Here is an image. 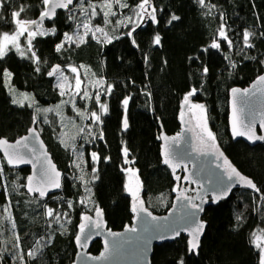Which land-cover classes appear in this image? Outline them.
Instances as JSON below:
<instances>
[{
    "label": "trees",
    "instance_id": "trees-1",
    "mask_svg": "<svg viewBox=\"0 0 264 264\" xmlns=\"http://www.w3.org/2000/svg\"><path fill=\"white\" fill-rule=\"evenodd\" d=\"M122 2L130 7L113 4L116 15L105 24L103 0H85V7L89 3L97 5L100 15L90 23L103 27L111 43L89 35L79 47L65 43L60 52L56 51L65 33L88 22L77 7L74 13L65 9L52 21L39 25L56 29L55 35L32 40L39 65L29 59L25 37L20 44L24 56L13 49L0 59V137L16 140L36 124L64 171L62 191L40 199L22 186L30 170L11 169L0 154V264H73L77 252L74 239L82 216H95L97 208L115 231L132 224L135 205L143 204L154 214L167 213L173 206L177 183L163 163V130L171 136L179 131L183 98L193 88L197 92L191 99L204 105L219 147L260 192L239 189L230 199L210 206L205 214L208 229L202 247L190 254L187 237L182 236L157 246L153 264H178L181 259L184 264H258L259 250L251 241L253 232L264 235V143L250 146L243 140L234 141L228 115L230 90L247 87L264 73V36L259 35L264 32V0H206L216 5L211 12L197 0H150L157 9L158 23L143 19L138 24L133 33L138 47L125 35L133 24L123 27L117 23L133 15L138 0ZM0 5V40L3 33L13 31L12 12L25 7L27 11L20 19L33 21L46 9L42 0H0ZM72 15L75 19L70 18ZM172 15L180 19L169 24ZM221 24L233 45L220 41V49L211 48L218 40ZM244 30L257 33L250 40L254 47L244 45ZM157 34L161 42L154 45ZM57 65L61 72L78 68L84 82L82 90L90 96L97 91L104 93L111 85V94L101 96L107 113L99 112L94 100L85 101L74 91L61 96L56 85L59 73L47 75ZM5 72L11 76H4ZM97 81L102 83L98 85ZM19 93H26L31 100L13 103V99L19 101ZM127 97L131 99L125 113L122 101ZM78 111H98L102 124H92L90 119L78 116ZM125 115L127 130L123 129ZM81 128L85 129L83 133ZM101 131L103 140L96 139ZM125 146L142 183V201L138 204L127 192L128 172L123 169L130 163H124ZM94 152L99 159L92 158ZM47 208L67 215L51 221L45 214ZM101 249L97 241L91 251L98 254Z\"/></svg>",
    "mask_w": 264,
    "mask_h": 264
},
{
    "label": "snow or ice",
    "instance_id": "snow-or-ice-1",
    "mask_svg": "<svg viewBox=\"0 0 264 264\" xmlns=\"http://www.w3.org/2000/svg\"><path fill=\"white\" fill-rule=\"evenodd\" d=\"M197 3L203 8V7H207L209 12H211V10L213 8L216 7V5L214 4H207L206 0H197ZM113 4L119 6L120 8H129L130 6L126 3V2H122V0H103V3L101 5V12L103 14V18H104V23L108 24L111 21L109 20L110 16H115L116 12L112 11V6ZM42 5L47 9L45 11H42L41 16H40V20H33V21H27V20H21L20 17L22 15V13L26 12L27 9L25 7H20L18 10L14 11L11 13L12 16V21L14 22V27H13V31L12 33H3L2 34V40H0V59H2L8 51H11L13 49H15L17 52H20L21 56L25 55L24 51H21L20 45L18 43L19 37L24 36V33L27 32V53H29V59H32L35 63H37V65H39L40 63V59L39 57H37L36 52L32 49L31 45H32V40L35 37V35L37 34L34 29L33 26L38 25L44 18H51L50 17V13L51 15L55 14L56 9H66L69 11V13H74L76 8L79 7L82 14L85 15V17L87 18L88 22H82L81 24H77V28H83L84 29V35L81 36L78 33L75 34V38L73 35H69L67 33L64 34V39L63 42L60 44H57L56 47V51L60 52L61 49L64 47L65 43H69V44H74L75 46L79 47L81 43H84V37L88 36L89 34L91 35L92 38H96V33H102L105 35L106 41L108 43H111V39L108 38L107 33L104 32V28L100 27V26H95L94 28L90 26V22L91 19L95 18L97 15H100V13L97 12V5L95 4H88V7H85V0H56V2H52V0H42ZM2 6V5H0ZM156 11L157 9L151 4L150 0H138V4L135 7V10L133 12V16H126L124 18V20H120L117 21V23H119L120 25H122L123 27H128L129 24H133V18L135 17L136 19L139 20H143V19H148L151 20L152 23H158L157 18H156ZM71 19H75V15H72L70 17ZM180 18L178 16L172 15L171 19L168 21L169 24H171L173 21L179 20ZM221 19H223V17H221ZM125 21H127V23H125ZM138 24L133 25L129 31L125 34L127 35L129 38H131V42L134 46L138 45L136 44V40L133 38V33L136 30V27H138ZM48 34H52L55 35L56 34V29L53 27L50 30L47 31H40L39 35L44 36V35H48ZM218 40L214 41L211 44V48L214 49H220L221 48V43L220 41H224L228 44L229 47H231L233 45V41L231 39H229L226 31H225V25L221 24L220 28L218 29ZM257 33H255L254 31H249V30H244L242 33V39H243V43L246 47L248 48H252L254 47V45L250 42L251 38L256 36ZM259 35L264 36V32L259 33ZM117 39L119 37H116ZM161 42V37L157 34L154 36L153 38V43L154 45H159ZM234 66V65H233ZM39 67L36 68V71H39ZM204 73H207L208 69L205 67L203 69ZM61 69L60 66H54L51 68L50 71H48L47 75L49 77H53L55 76L57 73H60ZM71 72L76 73L77 72V68L75 67H71ZM4 76L10 77L11 73H3ZM63 79L66 81L67 77H63ZM259 82L264 84V75L259 77ZM98 85L102 83V81H97L96 82ZM81 84L82 81L79 78H76L75 80V88L76 89H81ZM58 88H60V94L61 96L65 95L66 92L64 90V85L63 84H58L57 85ZM232 94H233V107H232V119H231V128H232V135L233 137H244L247 136V138L250 141H264V135H256V133L253 131L251 124H245L244 121L241 119V114L243 113V109H238L237 108V98L238 96L242 97L245 95L249 94V90H243V92H241L240 89L237 88H233L232 90ZM112 92V86L109 85L107 86V88L105 89L104 93H101L99 91H97L95 93L94 96H90L89 92L86 90H82V91H78L76 94L80 96L81 99H84L85 101L88 100H94V102L99 105V112H103V113H107L108 108L107 105L104 103H101V96L102 95H109ZM197 92V89L193 88L191 89V91L184 96L183 101L185 105H189V98L191 96H194ZM255 94V93H253ZM131 99V97H127L124 98L122 103L124 106V110L125 113L127 111V106L129 104V100ZM19 101H17L16 99H13V103H18ZM73 107L75 108V103L73 102ZM192 108H197L201 111V113H203L205 111L204 109V105L203 104H191ZM37 111H40L39 109H37ZM45 112H49L52 111V109H44ZM78 116L81 117H86L88 119L91 120L92 124L95 125H101L102 124V120H101V115L98 114V111H91L90 113L85 112V111H78L77 112ZM34 122H35V118H34ZM261 127L264 128V122H262ZM128 128V120H127V116L125 115L123 118V129L126 130ZM244 130H241V129ZM204 129L205 131H207V137L209 140H211L213 142V147H215V137L213 136L211 131L207 130V124L206 121L204 123ZM32 131V135H36V130L33 129ZM81 133H83L85 131L84 128H81L79 130ZM89 135H91V132H89ZM96 139H100L103 140V132L101 131L99 133V135L97 137H95ZM163 139L165 140V147H164V153H163V163L165 165H168L169 167L172 168L173 173L175 174L176 168L179 166V162L176 160V157L174 155V152L171 148V144H175L178 140L179 137H174L171 139V141H169L168 137H163ZM27 137L24 138L23 141H18L17 144H23L24 148H28V144L26 143ZM6 141L0 140V144H6ZM31 152H35V149H30ZM123 152V157H124V163L125 164H129V163H134V161H130L128 159L129 157V150L128 148L125 146L122 149ZM5 155L8 157L7 163L9 165H14L16 163H29L30 161L24 156L22 155L20 152L13 150L12 152H6ZM92 158L94 160L99 159L98 154L97 153H92ZM222 155V154H221ZM225 164H227L228 162L225 160L224 161ZM77 167H79V165H76ZM33 167H35V165H33ZM217 167H220V165H217ZM228 168L230 169L229 172L226 173V176H221V177H217L215 179H210V183L214 184L216 186V188L219 189V191L216 193V195L213 197V201H215L216 199L221 198L222 196L227 195V193L231 190L232 185L228 184L225 185L224 181L225 178L228 181H232L234 178L237 180V182H242L244 185H246L248 188L254 190L255 192L259 193L260 189L257 188L256 184L253 183V181L251 179H246L245 177L241 176V174L234 168L231 167V165H228ZM124 171H131L133 175H135V172L132 169H123ZM52 171L54 172V166L52 168ZM0 172H2V169H0ZM59 173L56 172L55 176L57 177V179H52L51 178V174L49 172V167L47 164H42L41 168L39 169V176L40 179L38 181H36V187H33V176H29L27 177V184L26 185H22L23 187L27 188V191L29 193H38L40 198H44L47 195L46 192V188L48 186H50L51 188H55V189H59L61 187L60 183H59ZM175 179L177 181L181 180L180 176H176ZM184 180H188L189 177H184ZM180 190V186L177 185V187L174 189V191H179ZM185 191H187L185 189ZM262 196H264V194H261ZM177 199L180 200H184L186 201V203L184 204V208L185 209H192V212H184L182 215L179 216L178 220L180 222H184L187 223L189 220H192L194 218L195 212L196 211H203L202 208V204L205 202L203 196H201L199 193H197L194 196H188V195H184L182 194L181 196L177 197ZM199 199L200 203H196V200ZM81 203H83V201H81ZM68 207L72 208L73 205L71 204V202L68 203ZM134 212H137L138 214L140 212H144L145 215H147L148 217L151 218V220H156V217H153L151 215L150 212H147L146 209L144 208H137V207H133L132 209ZM96 211V215L99 217L101 215L100 210L97 208L95 209ZM46 216L50 217V218H54L55 220L59 221V219L61 218L62 215H67L66 213H59L56 212L54 209L52 208H47L46 209ZM165 219H167L165 217ZM241 217H237V220H240ZM82 223L79 226L80 229V233L78 235L75 236V241L76 243L81 247H85L87 240L91 239L90 235H86V228L88 226H93L95 228H100L101 225L99 224V222L93 221L92 217L88 216V215H84L82 216ZM86 222V223H85ZM13 227H15V225L13 224ZM154 226L151 224H146L145 225V231H149L153 228ZM161 228H166V227H170V226H159ZM204 225L203 223H199V224H193L191 227L187 228V229H172L171 234L178 236L180 234V231L182 230H187L189 235L192 237L188 243H189V251L191 252H196V250L199 248V235L203 229ZM130 232H136L137 229L136 228H130L127 229ZM111 235H121V234H115V233H110ZM252 243L255 244V247L259 250V261L258 264H264V245H262L261 243V236L257 235V233L253 232L252 233ZM158 239H167L169 238L168 235H161L159 237H157ZM17 242L19 241V237H16ZM114 247L119 248L120 244H114ZM28 255L34 256V252H29ZM178 264H184L183 260L181 259L180 261H178Z\"/></svg>",
    "mask_w": 264,
    "mask_h": 264
},
{
    "label": "water",
    "instance_id": "water-1",
    "mask_svg": "<svg viewBox=\"0 0 264 264\" xmlns=\"http://www.w3.org/2000/svg\"><path fill=\"white\" fill-rule=\"evenodd\" d=\"M56 2V0H52ZM47 10V9H45ZM65 9H56L55 14L51 15V18H44L38 25L33 26V29H36L41 23L52 21L60 11ZM41 16V15H40ZM40 16L36 19L40 20ZM60 66V65H59ZM264 75H259L255 80H253L250 85L247 87L235 86L233 88L243 90H249V94L245 96H238L237 98V108L243 109L241 114V119L245 124H251L253 131L256 135H264V128L261 127L262 122H264V84L259 82V77ZM232 88V89H233ZM231 89V90H232ZM230 90L229 93V131L234 141L243 140L250 146H255L257 144H263L264 141H250L247 136L244 137H233L232 128H231V119H232V107H233V94ZM255 93V94H253ZM187 106L183 104L182 109L187 110ZM186 116H183V122L185 124ZM129 128V124H128ZM127 128V129H128ZM36 130V135H32V131ZM126 129V130H127ZM241 130H244L243 128ZM182 134H186L185 129L181 131ZM27 137L26 143L28 148H24L23 144H17L18 141H23ZM163 137H168L171 141L174 137L165 133L163 130ZM163 139V138H162ZM0 140L6 141V144H0V154L7 163L8 157L5 155L6 152H12L13 150L20 152L24 155L30 162L29 163H16L14 165H7L14 170H20L27 168L30 170L29 176H33V187H36V181L40 179L39 169L42 164H47L49 167V172L52 179H57L55 173L58 172L60 175L58 177L61 187L59 189L51 188L48 186L45 190L47 192L46 197L40 198L38 193H29L26 188V192L31 196H38L40 199H47L48 197L60 193L63 188V179L64 171H62L56 161L53 158L52 153L49 150L44 137L42 136L40 130L33 124L27 133L17 138L16 140H9L5 137H0ZM191 136L187 133L186 140H179L175 144H171V148L174 152L176 160L186 167V177H189V180H194L195 185L197 186L195 191L196 194L199 193L204 198V203L202 204L203 211H196L194 218L189 220L187 223L180 222L178 220L179 216L184 212H192L193 210L188 208L185 209L183 206L186 203L184 200L175 198L173 206L167 211V213L159 215L154 214L152 211L148 210L143 204H138L135 207L144 208L147 212H150L153 217H156V220H151L150 217L145 215L144 212L133 211L132 224L125 227L121 231H115L108 227L104 217L100 215L93 216V221L99 222L101 225L100 228H95L93 226H88L86 228V235H90L91 239L87 240L86 246L81 248L75 241L76 245V255L73 261V264H153V256L155 253V248L159 245L165 243L174 242L175 240L181 238L182 236L187 237V244L189 250L188 241L192 238L187 230L180 231L178 236L172 235V229H187L193 224L203 223L204 227L199 235V250L202 247L203 240L206 236L208 229V221L205 219V214L207 209L210 206H217L222 201L228 200L232 197L235 190L244 186L242 182H237L234 178L232 181H228L225 178L224 184H231V190L227 195L222 196L219 199L213 201V197L219 191L218 188L212 183L210 179H215L217 177L226 176V172L222 168L217 167L215 164V155L202 153L198 154L193 150L191 145ZM163 148L165 147V140H162ZM35 149V152H31L30 149ZM215 164V165H214ZM35 165V167H33ZM54 166V172L52 168ZM237 170V168H236ZM176 173V172H175ZM28 176V177H29ZM27 184V182H26ZM195 194V195H196ZM196 203H200V200L197 199ZM165 217L167 219H165ZM86 223V222H85ZM151 224L154 227L145 231V225ZM159 226H170L166 228H161ZM136 228V232H130L127 229ZM80 233L78 229L77 234ZM110 233L121 234V235H111ZM168 235L167 239H158L157 237L161 235ZM100 241L102 249L98 254H95L91 251L92 246L95 242ZM114 244H120L119 248L114 247ZM190 254L193 252L189 251Z\"/></svg>",
    "mask_w": 264,
    "mask_h": 264
},
{
    "label": "rangeland",
    "instance_id": "rangeland-1",
    "mask_svg": "<svg viewBox=\"0 0 264 264\" xmlns=\"http://www.w3.org/2000/svg\"><path fill=\"white\" fill-rule=\"evenodd\" d=\"M141 21L142 20L136 19L134 17L133 18V25L139 24ZM90 26L94 28L95 26H99V25H95L94 23H90ZM47 30L48 29L46 27L39 26L38 28L34 29V31L37 33L35 35V37L36 36H40L39 35V32L40 31H47ZM104 32H105V30H104ZM77 33L79 35L83 36L84 35V29L82 27L79 28V29L77 28L74 32L69 33V35H73L74 38H75V34H77ZM89 35L88 36H85L84 37V40H86L89 37ZM23 37H25V38L27 37V32L24 33V36L19 37V40H18L19 45L21 44V41H22V38ZM96 39L104 40L105 42H107L106 41V38H105V35L102 34V33H99V32L96 33ZM63 77H67V80L65 81L63 79ZM76 78H79L82 81L81 89H79V90L75 88V80H76ZM56 81H57L56 82V85H58V84H63L64 85V90H65L66 93H69L70 91H74V95L78 91H81L82 88L84 87V85H83L84 82H83V79L81 77L80 70L78 68H77V72L76 73L71 72V67L68 68V71H62V72H60L57 75ZM18 99H19V103H21V104H24V103L28 102V100H31L30 96L27 95L26 93H19L18 94ZM192 104H202V103L192 102ZM204 109H205V107H204ZM188 114H189V116L192 119V125L194 127V131L197 134V137H199L201 135L200 132L201 133H205L206 136H207V131H205V129H204V123L206 121L207 130L212 132L213 136L215 137V145L216 146H219L218 140H217L216 136L214 135L213 131L211 130V128L209 126L206 109H205V111L203 113H201V111L199 109L192 108L191 113H188ZM200 126H201V130L199 129ZM127 169H132L135 172V175H133L131 171H127L128 172V178H127V190L128 191L127 192L133 197L134 202L136 204H138V202L141 201V194H142V183H141V179H140V176H139V173H138L137 168H134L131 165V163L128 165V168ZM50 220L52 221V218H50ZM257 235H260L261 236V243H262V245H264V235L261 234V233L260 234H257Z\"/></svg>",
    "mask_w": 264,
    "mask_h": 264
},
{
    "label": "flooded vegetation",
    "instance_id": "flooded-vegetation-1",
    "mask_svg": "<svg viewBox=\"0 0 264 264\" xmlns=\"http://www.w3.org/2000/svg\"><path fill=\"white\" fill-rule=\"evenodd\" d=\"M192 102L193 101H192V99L190 97L189 98V105L187 106V110L183 111V113H184L183 115L186 116L185 124H184V122H182V125H181L179 131H177L172 136H178L179 135L180 140L183 141V140H186L187 133H189V135L191 136V141L190 142H191V145H192L194 151H196L198 154H202V153L212 154L213 153L215 155V164L216 165H220V168H222V170H224L226 173L229 172L230 169L228 168V165H231V167H234L235 169L237 168V171L241 174V176L244 177V175L238 169V167H236L232 163V161H230L227 158L226 154H224L223 150L219 146L215 145V147H213V142L208 139V137L206 136L205 133H201L200 132L201 135L199 137H197V134L194 131V127L192 125V119H191V117L188 114V113H191V110H192L191 104H192ZM182 121H183V118H182ZM183 129H185L186 134H182L181 133V131ZM199 129L201 130V126L199 127ZM162 138H163V136H162ZM162 147H163V142H162ZM163 151H164V148H163ZM225 160L228 162L227 164L224 163ZM166 166L173 172L171 167H169L168 165H166ZM175 172H176L175 174L173 173L174 178L178 175V176L181 177V180L177 181L175 179L177 185L180 186V190L179 191H175L176 195L174 197V200H175V198L181 196L182 194L188 195V196H194L196 194L195 189L197 187L195 185V183H194V180L187 181V180L183 179L184 177H186V167H184L181 163H179V166L176 168ZM177 185H176V187H177ZM185 189L187 191H185ZM239 189H250V188H248L246 185H244L243 187L238 188L237 190H239ZM237 190H235V191H237Z\"/></svg>",
    "mask_w": 264,
    "mask_h": 264
}]
</instances>
